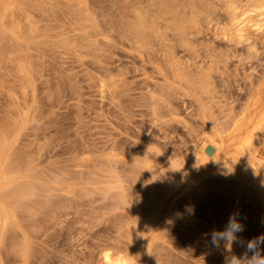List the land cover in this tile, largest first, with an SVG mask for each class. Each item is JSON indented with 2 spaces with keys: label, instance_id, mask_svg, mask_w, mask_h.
<instances>
[{
  "label": "rangeland",
  "instance_id": "374dc122",
  "mask_svg": "<svg viewBox=\"0 0 264 264\" xmlns=\"http://www.w3.org/2000/svg\"><path fill=\"white\" fill-rule=\"evenodd\" d=\"M159 1L177 4L0 0V148L5 144L11 185L0 199L10 215L8 226L0 225V264H104L106 254L132 259L135 225L120 214L152 196L148 187L159 175L210 133L209 107L217 115L225 102L246 101L242 69L236 76L232 62L230 76L214 70L215 85L200 88L166 79L131 48L124 29ZM200 19L191 47L175 50L185 64L221 65L247 54L225 38L223 10ZM156 88L173 113L154 114ZM218 167L191 172L185 181L173 174L174 204L144 248L147 264H225L226 256L243 258L246 242L264 235V207L222 182ZM234 213L244 230L231 251L223 241L214 246L211 233L223 232ZM259 251L264 255V244Z\"/></svg>",
  "mask_w": 264,
  "mask_h": 264
},
{
  "label": "bare ground",
  "instance_id": "6f19581e",
  "mask_svg": "<svg viewBox=\"0 0 264 264\" xmlns=\"http://www.w3.org/2000/svg\"><path fill=\"white\" fill-rule=\"evenodd\" d=\"M175 7L159 1L153 4L147 13L137 12L134 21L124 29V37L131 48L146 58L155 70L166 79L171 75L182 84L209 88L215 85L211 72L216 70L221 76L229 75V63L235 66L236 76L243 72V86L239 90L245 98L225 102L219 114L209 107L210 116L204 119L210 127V133L200 138L189 156L173 170L164 172L159 180L150 185L153 193L132 212L120 214L121 218L132 219L136 234L132 259L112 258L106 254L104 264H147L144 248L151 245V237L163 228L169 209L173 206L174 187L170 185L173 174L177 173L181 181L189 178L191 172L210 171L219 165L218 172L225 176L222 182H232L244 189L248 200L264 207V0H247V4L230 0H174ZM223 10L229 20L224 36L236 46L245 48L247 54H238L232 59L216 62L185 64L175 50L191 47V35L198 32L200 15ZM205 11V12H204ZM209 17V16H206ZM162 19L163 23L153 21ZM174 20L171 26L168 20ZM172 31L170 35L169 32ZM235 82H238L236 80ZM159 88V87H158ZM150 91L151 106L155 115H161L162 109L172 112L168 98L159 89ZM161 92L163 90L161 89ZM161 111V112H160ZM173 113V112H172ZM211 148V152L207 149ZM217 184L216 179L213 181ZM11 194L8 179L5 144L0 148V199ZM7 203L0 200V225L9 224ZM149 242V243H148Z\"/></svg>",
  "mask_w": 264,
  "mask_h": 264
},
{
  "label": "clouds",
  "instance_id": "9594fccd",
  "mask_svg": "<svg viewBox=\"0 0 264 264\" xmlns=\"http://www.w3.org/2000/svg\"><path fill=\"white\" fill-rule=\"evenodd\" d=\"M191 211V209H189ZM238 214H232L223 232L213 231L211 233V243L219 247L220 242H224V247L231 251L232 244L237 240V233L244 230L243 225L237 219ZM264 244V235L246 242V251L243 256L230 255L225 257V264H264V255L259 251V245ZM249 253L252 255L249 257Z\"/></svg>",
  "mask_w": 264,
  "mask_h": 264
},
{
  "label": "water",
  "instance_id": "95a60500",
  "mask_svg": "<svg viewBox=\"0 0 264 264\" xmlns=\"http://www.w3.org/2000/svg\"><path fill=\"white\" fill-rule=\"evenodd\" d=\"M211 151H212L211 148H208V149H207V152H211Z\"/></svg>",
  "mask_w": 264,
  "mask_h": 264
}]
</instances>
